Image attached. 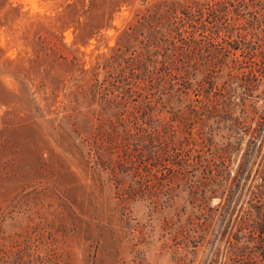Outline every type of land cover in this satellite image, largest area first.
I'll return each mask as SVG.
<instances>
[{"label":"rangeland","instance_id":"374dc122","mask_svg":"<svg viewBox=\"0 0 264 264\" xmlns=\"http://www.w3.org/2000/svg\"><path fill=\"white\" fill-rule=\"evenodd\" d=\"M164 1L0 0V253H31L33 264L46 253L57 264H264V233L255 234L260 220L248 211L254 205L264 214V0H169L179 4L170 24L180 37L162 31L159 46L147 48L140 36L129 48L116 47L119 32ZM101 14L100 32L72 45ZM191 40L216 63L211 79L225 75L217 88L229 80L226 65L239 62L235 73L246 78L233 84L244 92L237 103L249 117L238 126V154L227 161L234 187L239 183L234 197L218 192L205 201L188 186L210 177L207 167L223 169L209 160L212 146L181 152L182 167L147 157L146 147L159 145L160 122L172 124L169 136L178 130L171 122L176 108L159 98L181 94L169 62L183 52L187 63L199 61ZM111 49L122 59L105 66L97 57ZM145 56L153 81L131 80L143 70L129 65ZM96 80L100 86L87 90L84 82ZM164 81L175 87L163 96L143 88ZM157 100L163 107L151 114V128L138 107ZM112 105L114 120L104 115ZM222 143L215 138L214 145ZM192 153L202 162L189 160ZM233 235L250 249L237 253Z\"/></svg>","mask_w":264,"mask_h":264},{"label":"trees","instance_id":"16d2710c","mask_svg":"<svg viewBox=\"0 0 264 264\" xmlns=\"http://www.w3.org/2000/svg\"><path fill=\"white\" fill-rule=\"evenodd\" d=\"M177 5H179L177 2L169 0L158 4L156 11L153 14L148 15L147 17H142L141 19L132 22L127 28L118 33L116 47L121 46L124 48H129L134 42H139L138 39L140 36L145 39L147 48L153 46L156 47L157 45L159 46L162 31H165V33H167L168 35H173V39L180 37L182 33L179 32V29L175 26L172 28L170 24L171 15L173 16V14H176L177 11H179V8L177 9ZM224 8L225 7L223 6H219L216 10L222 11ZM260 8L263 9L264 7L260 5ZM182 14L185 15V13ZM104 18V14L97 15L95 16V20H97L96 23L91 24L88 29H81V31L78 30L79 32L77 33L76 39L72 45H76L78 42H81L84 45L87 44L88 41L96 36V34L100 32L101 28H103L102 24ZM158 35L160 36L158 37ZM81 39H86V41H83ZM191 43L195 45L194 49L198 51L197 59H199V61H195L193 62V64L187 63L186 59L189 58V55L183 52L174 55L175 60L169 62V66H171L178 72V75H180V78L182 80V87L180 89L181 94L169 92L165 96L164 100H162V97L159 98L164 104H171L173 109L176 108L174 109L176 112L174 113L171 122L178 124V130L173 135L169 136L167 135L168 129L172 124L160 122L159 126L161 130L158 131L157 135L155 136V140L158 141L159 145H157L158 147H146L147 157L149 159L153 158L159 162H167L174 166L182 167V165L180 164L183 162H178V158L180 157L181 152H186L189 149L191 150L190 147L197 144L212 146L211 157L209 158V160L219 162L221 168L223 169L213 171L212 169H210V167H207L203 172L208 173L210 177L200 181L195 180L197 179V177L194 176L195 181H192V184H189L188 186L191 189L195 188L199 190L202 199H204L205 201L217 195L218 192H221L222 194L227 191L231 194L232 197H234L236 196V194H238L239 183L238 185H236V187H234L233 179L230 178V171L228 169L229 167L227 165V161H229L230 157L233 158L237 156V151L239 150L241 145L240 143L242 142V137L239 134L240 130H238V126L246 123L249 117L246 113V109L244 108V104L239 105L237 103V100L241 98V95H243L244 92L239 94L237 87H234L233 84L236 82L245 83L246 78L245 75L241 73L238 75L235 73V71H237V67L239 66V62H236L235 66L226 65L227 69H229V73L226 75L228 76L229 80L224 84V86L222 85L221 88H217L216 81L220 80L223 83L226 80L225 75H221L220 77L216 78L217 80L211 79L209 70H211L216 65V63L208 61L206 59V56H204L202 51L206 52L207 49H203V47L200 46L199 43L193 40H191ZM61 46L63 48L67 47L63 43H61ZM114 49H111V54H100L97 58L102 59V62H104L105 66L111 65L109 60H113V62L119 64L122 57L121 55L119 56L116 54H112ZM211 55L213 54L211 53ZM83 56V53H81L80 56L73 55L70 63L80 62ZM63 59L65 58L63 57ZM152 62L153 61H151L147 56H145L142 60L139 59L133 61L128 68H130L131 66V71L137 69H142L143 71H141V76L135 75L132 72L130 73L129 78H131V80L140 79L143 82L144 80L149 78L153 81L150 75H148L149 71L147 65L148 63ZM179 63L180 66L178 65ZM80 71L81 73H84L85 76L88 75V71L82 69ZM85 76H81L82 79H86ZM92 77L94 76L92 75ZM129 78H125L123 82H127ZM99 83L100 82L98 80L94 81V83H89L88 81L84 82L86 89L90 91H95L100 86L101 83ZM110 87L118 90V86H116L115 84L110 83ZM167 87L168 89L173 90V87L175 86L172 83L171 85H168L167 81H164L163 84L153 82L149 86V89H146L147 86L143 88L148 92L149 90H156L157 94L163 96ZM240 87H243V85H239L238 88ZM83 88L84 87L81 86V89ZM190 93H197V95L199 94L202 100L192 99L190 97ZM127 96L129 97V94H127ZM160 107L163 106H161L158 100L155 102L154 106L150 104H141L138 109L139 112H141L140 115H142L143 117V124H146L149 127L153 128L152 125L154 123L152 121L151 114L154 113L158 115V113L161 112ZM240 107H243V115L241 116L238 115V110ZM115 108L116 107L112 105V109H110V112H106L104 113V115H108L114 120V118L118 117V113ZM134 117L138 118V116L136 115H134ZM110 123L114 124L111 120ZM196 127L197 130L195 134H193L192 131ZM219 136L223 140V143L221 145H214L215 138ZM181 138L183 139L184 144L182 143V141H180ZM161 139L162 143H160ZM186 155L188 159L194 161L195 164L202 162V157L199 153ZM243 157H245L244 154L241 156V158ZM242 161L243 160H241L240 163ZM245 170L248 171L247 166L245 167ZM258 192L261 194L264 193V184L259 185ZM248 211L251 213V220H253V217L254 220H256L255 218L260 220V222L255 221V234H257V236L263 234L264 214L262 213L261 209L254 205H250ZM232 237L235 241L234 244H236L235 246L238 250L237 253H242L250 249L247 244L241 242V238L239 236L233 235ZM250 240H253V237H251ZM258 250L260 252L262 261L264 262V247L260 246ZM48 255L50 254L46 253V255H43L41 259L39 256L41 263L57 264L55 263V260ZM31 257V253H0V263L33 264V260L31 259Z\"/></svg>","mask_w":264,"mask_h":264},{"label":"bare ground","instance_id":"6f19581e","mask_svg":"<svg viewBox=\"0 0 264 264\" xmlns=\"http://www.w3.org/2000/svg\"><path fill=\"white\" fill-rule=\"evenodd\" d=\"M32 3H34V2H32Z\"/></svg>","mask_w":264,"mask_h":264}]
</instances>
